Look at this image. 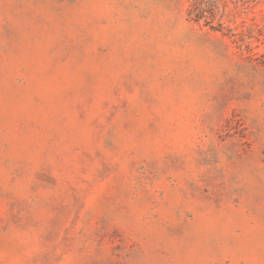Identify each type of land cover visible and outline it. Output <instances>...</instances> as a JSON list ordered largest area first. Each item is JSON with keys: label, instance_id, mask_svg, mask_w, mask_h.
<instances>
[{"label": "rangeland", "instance_id": "374dc122", "mask_svg": "<svg viewBox=\"0 0 264 264\" xmlns=\"http://www.w3.org/2000/svg\"><path fill=\"white\" fill-rule=\"evenodd\" d=\"M225 4L0 0V264H264V0Z\"/></svg>", "mask_w": 264, "mask_h": 264}, {"label": "trees", "instance_id": "16d2710c", "mask_svg": "<svg viewBox=\"0 0 264 264\" xmlns=\"http://www.w3.org/2000/svg\"><path fill=\"white\" fill-rule=\"evenodd\" d=\"M239 7H255L263 0H233ZM226 0H190L188 8V16L196 22L204 21L206 25H210L213 29H223L222 21ZM217 22V24H215Z\"/></svg>", "mask_w": 264, "mask_h": 264}]
</instances>
